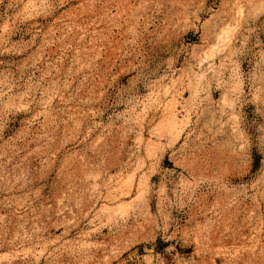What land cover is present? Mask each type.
Here are the masks:
<instances>
[{
    "label": "rangeland",
    "instance_id": "374dc122",
    "mask_svg": "<svg viewBox=\"0 0 264 264\" xmlns=\"http://www.w3.org/2000/svg\"><path fill=\"white\" fill-rule=\"evenodd\" d=\"M0 264H264V0H0Z\"/></svg>",
    "mask_w": 264,
    "mask_h": 264
}]
</instances>
